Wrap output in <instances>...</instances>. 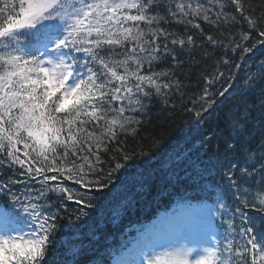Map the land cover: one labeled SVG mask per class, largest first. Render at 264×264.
Wrapping results in <instances>:
<instances>
[{
  "label": "snow or ice",
  "instance_id": "6c2138e0",
  "mask_svg": "<svg viewBox=\"0 0 264 264\" xmlns=\"http://www.w3.org/2000/svg\"><path fill=\"white\" fill-rule=\"evenodd\" d=\"M231 4L258 37H264V29L259 27L264 17L246 14L241 0H231ZM161 8L173 18L181 14L180 21L190 14L195 17L210 11L200 3L193 7L182 0H176L174 7L164 0H0V153L6 152L9 166L22 167L25 160L17 155L19 146L23 145L25 157L35 154L21 175L27 174L41 185L40 189L26 190L24 200L11 194V203L0 206V264H49L58 216L50 206L40 203L46 193L56 192L82 208H92L97 197L86 198L64 181L100 192L123 167L116 159L112 161L114 167L101 178L103 169L98 170L88 155L80 157L78 152L87 147L92 153L95 142L97 152L92 154L99 163V151L106 150L105 139L112 142L118 130L140 122L135 115L125 113L141 112L153 89L157 95H164V90L173 86L160 79L169 73L150 71L152 62L162 55L158 38L174 36L159 27L161 21H167L159 14ZM203 18L209 19L206 14ZM142 23L149 26L147 32ZM146 35L151 38L145 39ZM250 35L243 33L242 37L248 40ZM207 39L216 43L211 37ZM171 43L183 48L186 43L193 45L194 38L189 35L185 41L175 37ZM257 44L264 47V39H258ZM257 44L245 47L243 53H252ZM117 49L124 50L122 58H117ZM168 51L165 43L163 54ZM145 63L149 65L147 75L141 73ZM222 77L223 73L205 77L206 87L195 112L198 121L214 111L233 89L230 75L227 87L209 92ZM131 80L135 83L129 85ZM261 82L264 63L256 72L246 74L235 103L230 99L224 112L227 137L223 147L237 157L229 160L224 176L228 191L244 208L264 209V95L256 101L249 99V93ZM193 103L195 106L197 101ZM100 128L98 133L95 129ZM60 147L63 154L58 152ZM70 156L84 163L69 162ZM4 163L0 158V165ZM22 183L9 179L3 187L11 193L10 185ZM33 191L38 194L32 195ZM211 195L214 207L203 221L190 217L162 223L145 233L142 243L118 264H232L234 241L229 236L235 227L234 221L224 219L227 196L223 185H213ZM236 213L243 221L240 235L246 238V245L236 247L234 255L241 259L250 256V264H264V233L239 207ZM86 215L81 211L77 219ZM225 224L228 230L221 233L219 228ZM74 254L79 250L74 249Z\"/></svg>",
  "mask_w": 264,
  "mask_h": 264
},
{
  "label": "trees",
  "instance_id": "16d2710c",
  "mask_svg": "<svg viewBox=\"0 0 264 264\" xmlns=\"http://www.w3.org/2000/svg\"><path fill=\"white\" fill-rule=\"evenodd\" d=\"M175 2L176 0H164L166 4L172 3L173 7ZM182 2L191 3L193 7L200 3L204 9L210 11L201 12L195 17L190 14L180 21L178 18L181 14L177 13V18H173L168 16L166 8L159 9V14L167 17V21H161L159 27L174 36L170 35L167 40L164 37L158 38L162 55L152 62L150 71L169 73V76L160 79L164 83L171 82L173 86L165 89L164 95H157L153 89L151 97L144 101L146 107L141 112L125 113L128 116L135 115L140 122L128 126L125 131L118 130L116 139L112 142L105 139L106 150L102 148L99 151V163L92 154L97 152L95 142L92 143V153L88 152L87 147L83 152H78L80 157L88 155L98 170L103 169L101 178H105L107 172L114 167L112 161L119 159L123 167L113 173L108 188L100 192L94 189L89 192L87 189H80L78 185H72L71 181H64L70 189L86 194V198L97 197L92 200L95 205L92 208H82L56 192H47L40 201L41 204L50 206L51 211L58 216L57 228L51 238L53 243L48 257L49 264H107L110 256L125 245L127 234L131 233L128 229L136 224H143L158 211L179 201L214 207L215 198L211 193L213 185L217 184L223 185L227 196L224 219L234 221L235 232L229 236L234 241L233 255L230 257L232 264H245V260L250 264V256L241 259L234 255L236 247L242 249L246 245V238L240 235L243 221L236 209L239 207L246 212L259 226L261 233H264V209L244 208L228 191L227 178L224 176L225 166L229 160L237 157L226 153L223 147L227 137L224 112L230 99L235 103L246 74L256 72L258 66L264 63V47L257 44L258 39L264 37H258L249 27L243 16L235 10L231 0ZM241 3L246 14L254 18L264 17V0H241ZM153 12L156 13L157 9L154 8ZM205 14L209 17L208 20L203 18ZM188 20L191 23H187ZM197 24L199 28L195 27ZM141 26L147 32L149 26L143 23ZM259 27L264 29V23H260ZM243 33H250V38L244 40ZM189 35L194 38L193 45L186 43L181 48L179 44L171 43L175 37L186 41ZM208 37L216 43L210 42ZM150 38L145 36V39ZM165 43L169 49L166 55L163 54ZM253 44H257L256 49L252 53L244 54L243 49L251 48ZM123 51L117 49V58H122L120 54ZM236 64H240L241 68L237 69ZM148 69L149 65L145 63L141 73L150 74ZM221 73L223 77L216 81L209 92L227 87L230 75L233 77L234 87L221 99L214 111L205 114L203 120L198 121L195 112L199 110L198 98L203 96L206 87L205 77H219ZM134 83L135 80H131L129 85ZM261 95H264V82L256 85L249 93V99L256 101ZM194 101H197L195 106ZM113 103L119 106L118 102ZM88 127L93 126L90 124ZM95 130L99 133L102 128ZM207 137L212 138L206 139ZM19 147L20 152L17 155L25 160L23 167L19 164L9 166L10 160L6 152L0 153V158L5 160L0 165L2 206L11 203V194L24 200L26 197L22 194L26 190L41 188L40 183L33 182L27 174L21 175L26 173V168L35 154L32 158L25 157L23 145ZM63 151V147L58 149L60 154ZM125 155L130 158L124 159ZM71 160H75L77 164L84 163L82 159L74 156H70L69 162ZM9 179H18L24 183L10 185L9 193V189L3 187ZM31 194L38 193L33 191ZM81 211L87 215L77 219ZM216 221L220 225L221 222ZM226 230V224L220 227L221 233ZM74 249L79 250L78 255L74 254Z\"/></svg>",
  "mask_w": 264,
  "mask_h": 264
},
{
  "label": "rangeland",
  "instance_id": "374dc122",
  "mask_svg": "<svg viewBox=\"0 0 264 264\" xmlns=\"http://www.w3.org/2000/svg\"><path fill=\"white\" fill-rule=\"evenodd\" d=\"M198 212H200L199 209H197L196 207H190L188 208L187 210H181V211H177L176 214H169V215H166V221L167 222H170V220H172L173 218H176V221L177 220H181V219H186V218H190L191 216H193L194 214H197ZM201 220V219H200ZM156 229V227H153ZM27 231V229H25Z\"/></svg>",
  "mask_w": 264,
  "mask_h": 264
},
{
  "label": "bare ground",
  "instance_id": "6f19581e",
  "mask_svg": "<svg viewBox=\"0 0 264 264\" xmlns=\"http://www.w3.org/2000/svg\"><path fill=\"white\" fill-rule=\"evenodd\" d=\"M161 215H158L157 218H155L154 220V223L156 222V225L159 226V223H162V220H161ZM142 240V239H141ZM141 243V242H138V244ZM122 258L121 257H118L116 259H114L111 264H118V261H120Z\"/></svg>",
  "mask_w": 264,
  "mask_h": 264
}]
</instances>
